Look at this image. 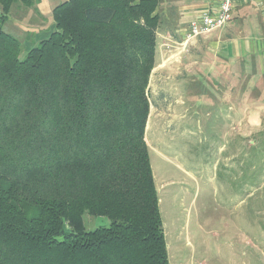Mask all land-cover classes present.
<instances>
[{
  "label": "trees",
  "instance_id": "obj_1",
  "mask_svg": "<svg viewBox=\"0 0 264 264\" xmlns=\"http://www.w3.org/2000/svg\"><path fill=\"white\" fill-rule=\"evenodd\" d=\"M17 3L36 0H0V264H168L145 141L160 0H67L22 60Z\"/></svg>",
  "mask_w": 264,
  "mask_h": 264
},
{
  "label": "rangeland",
  "instance_id": "obj_2",
  "mask_svg": "<svg viewBox=\"0 0 264 264\" xmlns=\"http://www.w3.org/2000/svg\"><path fill=\"white\" fill-rule=\"evenodd\" d=\"M19 5L11 9L3 30L21 44L22 60L47 38L49 23L43 32L32 28L29 23L39 21L30 18V8L19 11ZM164 25L162 19L148 87L145 141L168 264H264V147L257 154L252 144L258 146V140L247 143L259 132L235 131L228 144L224 116L216 120L210 105L214 83L196 81L198 64L179 54L187 26L172 34L163 32ZM168 56L172 58L166 61ZM229 101L239 104L236 97ZM83 223L86 231L110 224L88 214Z\"/></svg>",
  "mask_w": 264,
  "mask_h": 264
},
{
  "label": "crops",
  "instance_id": "obj_3",
  "mask_svg": "<svg viewBox=\"0 0 264 264\" xmlns=\"http://www.w3.org/2000/svg\"><path fill=\"white\" fill-rule=\"evenodd\" d=\"M57 1L62 2L36 0L34 8H30L33 12L30 18L39 22L31 21L33 23L29 25L43 32L44 25L49 23L47 38L54 32H49L53 27L55 30L52 11L59 5ZM218 4L219 0H160L158 13L161 22L163 19L166 24L163 32H181L201 12L216 10ZM18 9L22 11L23 7L19 6ZM43 35L46 36V33ZM180 53H183L187 61L198 64L195 67L196 81L209 80L211 84L214 83L215 97L210 96V105L213 104L211 106L214 107L216 120L224 116L226 132L223 138L230 140V146L235 131L264 129V0L235 5L231 21L224 28L199 37L185 52ZM170 58L168 56L166 61ZM234 97L239 100L238 105L229 101ZM228 167L232 170L231 164Z\"/></svg>",
  "mask_w": 264,
  "mask_h": 264
},
{
  "label": "built area",
  "instance_id": "obj_4",
  "mask_svg": "<svg viewBox=\"0 0 264 264\" xmlns=\"http://www.w3.org/2000/svg\"><path fill=\"white\" fill-rule=\"evenodd\" d=\"M253 0H219L216 10L208 9L190 22L179 43L180 51L185 52L187 47L199 37L206 36L224 28L232 17V10L238 3Z\"/></svg>",
  "mask_w": 264,
  "mask_h": 264
}]
</instances>
